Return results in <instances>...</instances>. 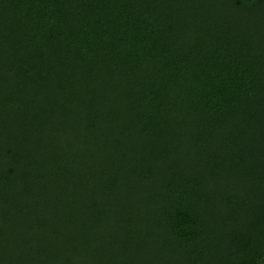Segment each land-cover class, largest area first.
Instances as JSON below:
<instances>
[{
	"label": "trees",
	"instance_id": "16d2710c",
	"mask_svg": "<svg viewBox=\"0 0 264 264\" xmlns=\"http://www.w3.org/2000/svg\"><path fill=\"white\" fill-rule=\"evenodd\" d=\"M0 264H264V0H0Z\"/></svg>",
	"mask_w": 264,
	"mask_h": 264
}]
</instances>
